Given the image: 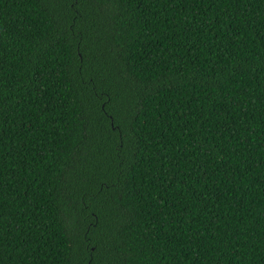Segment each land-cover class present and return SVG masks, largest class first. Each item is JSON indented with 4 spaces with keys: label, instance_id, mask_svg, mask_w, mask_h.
I'll return each mask as SVG.
<instances>
[{
    "label": "trees",
    "instance_id": "trees-1",
    "mask_svg": "<svg viewBox=\"0 0 264 264\" xmlns=\"http://www.w3.org/2000/svg\"><path fill=\"white\" fill-rule=\"evenodd\" d=\"M0 264H264V0H0Z\"/></svg>",
    "mask_w": 264,
    "mask_h": 264
}]
</instances>
